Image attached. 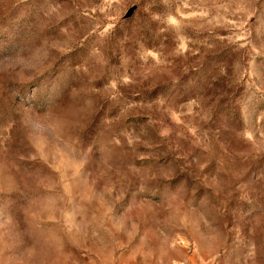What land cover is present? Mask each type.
Masks as SVG:
<instances>
[{"label": "rangeland", "instance_id": "374dc122", "mask_svg": "<svg viewBox=\"0 0 264 264\" xmlns=\"http://www.w3.org/2000/svg\"><path fill=\"white\" fill-rule=\"evenodd\" d=\"M0 264H264V0H0Z\"/></svg>", "mask_w": 264, "mask_h": 264}, {"label": "water", "instance_id": "95a60500", "mask_svg": "<svg viewBox=\"0 0 264 264\" xmlns=\"http://www.w3.org/2000/svg\"><path fill=\"white\" fill-rule=\"evenodd\" d=\"M133 10H134V7H132L129 12H128V15H131L133 13Z\"/></svg>", "mask_w": 264, "mask_h": 264}]
</instances>
